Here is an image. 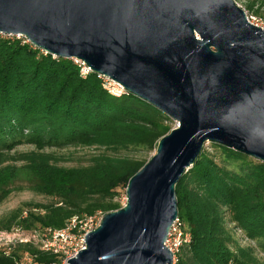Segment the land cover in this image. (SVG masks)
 <instances>
[{
    "label": "water",
    "instance_id": "water-1",
    "mask_svg": "<svg viewBox=\"0 0 264 264\" xmlns=\"http://www.w3.org/2000/svg\"><path fill=\"white\" fill-rule=\"evenodd\" d=\"M0 34L82 61L176 123L66 264H171L175 185L205 144L264 162V29L234 0H0Z\"/></svg>",
    "mask_w": 264,
    "mask_h": 264
},
{
    "label": "trees",
    "instance_id": "trees-1",
    "mask_svg": "<svg viewBox=\"0 0 264 264\" xmlns=\"http://www.w3.org/2000/svg\"><path fill=\"white\" fill-rule=\"evenodd\" d=\"M246 9L264 13V0L252 1ZM168 119L130 93L110 94L94 72L81 76L71 58L54 57L21 38L0 34V146L4 149L25 142L37 148L155 150L159 138L171 129ZM214 145L223 155L221 162L202 152L175 185L178 216L191 236L179 250L178 264H258L248 249H230L232 238L223 213L228 211L235 227L264 246V162ZM145 162L108 155L84 167L34 161L25 166L28 188L57 200L32 204L25 212L14 210L0 222V229L61 228L74 215L116 210L122 206L116 200L118 190H125L128 179ZM15 178L14 168L0 169V201ZM14 247L0 250V264H18L24 254L32 255L35 264L57 259L29 243Z\"/></svg>",
    "mask_w": 264,
    "mask_h": 264
},
{
    "label": "rangeland",
    "instance_id": "rangeland-1",
    "mask_svg": "<svg viewBox=\"0 0 264 264\" xmlns=\"http://www.w3.org/2000/svg\"><path fill=\"white\" fill-rule=\"evenodd\" d=\"M241 8L246 7L255 0H234ZM257 5L254 6V9ZM248 15H252L260 21L264 22V13L258 15L254 11L245 10ZM257 22L260 24L261 22ZM166 123L172 129L176 123L172 119H168ZM155 150H148L139 146H127L119 147L115 150L107 149L105 147L98 146H79V145H45L42 148H37L33 143H21L15 145L12 149L6 150L0 146V169L2 168H14L16 170V178L13 183L10 184V192L7 196L0 201V222L16 209H22L24 212L29 209L30 205L36 203H50L56 201L57 198L49 196L45 193L38 192L28 188L27 178L28 175L25 172V166L34 161H46L49 164L62 166V167H84L93 163V161L103 155L112 157L127 156L135 159L148 160ZM203 152L209 154L219 163L222 159V153L214 143L208 142L205 144ZM221 156V157H220ZM224 164V163H221ZM119 195L116 197L117 202L123 205L125 203V190H118ZM100 214V213H97ZM225 218V226L229 231L232 241L229 243V247L232 251L236 248H245L250 251L258 264H264V246L258 239L248 238L245 232L235 227L234 223L230 221L228 211L223 213ZM20 227H12L9 230L0 229V232H5L12 236L13 233H17L13 241L14 244L7 245L5 241L0 243L1 249H9V247L15 246L16 248L23 239L20 232H29L30 230L22 229ZM39 228V227H38ZM37 229V228H36ZM7 240V238H5ZM36 247V244H32Z\"/></svg>",
    "mask_w": 264,
    "mask_h": 264
},
{
    "label": "built area",
    "instance_id": "built-area-1",
    "mask_svg": "<svg viewBox=\"0 0 264 264\" xmlns=\"http://www.w3.org/2000/svg\"><path fill=\"white\" fill-rule=\"evenodd\" d=\"M247 18L251 23L264 29V22L248 14ZM259 21L261 22L260 24L257 23ZM9 36H16L17 38H21L22 42H28V40L21 35ZM72 60L79 66L81 76L85 77L88 73L92 72L90 67L86 66L82 61L75 58H72ZM97 75L101 79L102 86L110 94L121 96L127 93L119 83L106 76ZM102 215L100 211L94 214L74 215L69 218L61 228L46 227L33 229L25 233L20 232L23 239H21L19 243L36 244L39 250L50 253L57 258L48 264H66L69 258L75 256L78 250L85 247V234L98 226ZM18 229L19 231L22 230L21 228ZM16 234L17 233H13L12 236H10L5 232H0V243L5 241L7 245L14 244L13 241H16ZM5 238H7V240H5ZM190 238V233L184 221L177 216L172 222L167 233L166 241L164 242L165 246L172 253L171 264H178L177 255L179 250L184 244L189 243ZM18 264H35L34 257L29 254H24L18 260Z\"/></svg>",
    "mask_w": 264,
    "mask_h": 264
}]
</instances>
